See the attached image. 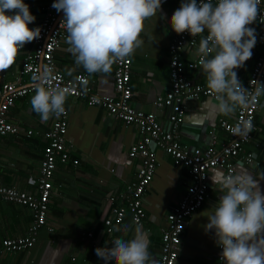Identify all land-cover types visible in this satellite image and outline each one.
Masks as SVG:
<instances>
[{
  "label": "crops",
  "instance_id": "1",
  "mask_svg": "<svg viewBox=\"0 0 264 264\" xmlns=\"http://www.w3.org/2000/svg\"><path fill=\"white\" fill-rule=\"evenodd\" d=\"M24 2L36 17L29 27H38L49 0ZM180 3L181 0H163L160 13L145 21L144 31L140 34L143 46L131 57V102L144 112L153 111L161 124L165 122L167 108L160 110L153 105V101L158 94L169 89V43L173 34L169 20ZM250 27L255 29L256 34L258 26L253 24ZM255 46H259L262 51L260 43L256 42ZM254 48L245 66L235 69L244 79L249 77L257 59ZM25 51L26 48L17 53L9 69L0 71V84L17 81L18 77L20 83H30L28 77L18 74ZM194 52L192 48H185L181 52L182 59L192 60L195 58ZM53 63L66 78H74L78 73L86 74L93 94L114 92V64L110 73L89 75L82 66L75 63L66 40L56 49ZM184 74L192 81L206 85L199 67L184 68ZM32 95L34 91L16 98L8 109L7 119L18 130L0 139V183L35 193L40 160L47 144L42 133L50 128L52 118L47 123L41 122L40 117L31 109ZM66 104L69 153L71 159L78 160V164L57 163L46 226L41 228L32 247L20 251H2L0 264H81L83 261L98 264L103 260L96 255L97 247H111L117 237L131 239L137 229L145 234L149 252L156 260L160 254L161 229L165 224V216L170 206L180 200L191 183L186 167L174 163L161 145L149 143L157 161L153 178L144 192L146 216L138 226L126 216L121 223L114 225L112 233H108L104 224L112 206L108 194L122 192L135 179L140 156L131 157L128 153L141 140L139 128L136 124H125L104 107L87 105L84 99L69 96ZM260 104H264V97H261ZM185 105L181 142L188 147H204L214 133L217 137L216 147L220 149L228 141V135L220 128L219 120L232 121L235 115H220L212 97L187 99ZM244 152L251 153L254 162L247 164L242 155L232 158L234 173L244 170L250 172L257 178L258 186L264 192V107H259L255 115L252 137L245 144ZM223 176L224 170L219 167L207 171L208 196L202 206L187 219L175 264H214V232H206L204 226L208 223L207 216L214 211L212 207L222 195L217 182ZM31 220L32 211L27 206L0 201V242L3 238L26 236Z\"/></svg>",
  "mask_w": 264,
  "mask_h": 264
},
{
  "label": "clouds",
  "instance_id": "2",
  "mask_svg": "<svg viewBox=\"0 0 264 264\" xmlns=\"http://www.w3.org/2000/svg\"><path fill=\"white\" fill-rule=\"evenodd\" d=\"M163 0H54L63 12L66 43L75 63L89 74H107L117 61L142 48L145 21L157 16ZM261 0H181L169 23L176 34L199 36L194 56L213 94L220 115L232 117L253 106L264 107V82L254 80L245 88L235 69L245 66L256 45V20ZM36 17L24 0H0V71L9 69L26 43L40 37V27L30 28ZM53 72L44 67L33 76L30 105L42 123L65 113L71 89L53 86ZM86 85V80L80 81ZM252 83V82H250ZM251 120L241 119L233 135L247 137ZM181 135V134H180ZM181 140V139H180ZM220 195L208 216L205 231H213L222 249L224 264H264V192L257 178L244 170L225 175L218 182ZM105 264H157L145 234L135 230L131 239L117 237L111 247H97Z\"/></svg>",
  "mask_w": 264,
  "mask_h": 264
},
{
  "label": "built area",
  "instance_id": "3",
  "mask_svg": "<svg viewBox=\"0 0 264 264\" xmlns=\"http://www.w3.org/2000/svg\"><path fill=\"white\" fill-rule=\"evenodd\" d=\"M54 0L46 4L38 27L41 29L40 37L31 43H26L19 50L26 51L22 57L19 76L30 79L29 84L17 81L3 82L0 84V139L9 133H15L18 127L7 119L8 109L13 105L16 98L23 97L34 91L35 81L32 79L44 67H50L53 72L51 84L71 89L72 97L86 100L90 106H101L106 108L116 118L125 124H136L139 128L141 140L137 141L129 151V156H140V162L136 167L135 179L129 182L124 190L118 194L109 193L108 199L112 206L110 214L104 219L106 231L112 233L114 225L121 223L129 216L134 225H141L146 216L144 192L150 184L155 168L156 154L148 144L161 145L169 154L174 163L186 167L191 183L185 190L180 200L170 206L165 216V224L161 229V247L159 257L155 260L157 264H175L180 254L182 233L187 224L188 217L199 209L208 196L207 171L210 168H222L225 175L234 173L235 164L232 158L242 155L247 164H252L251 153L244 152L245 144L251 139L252 132L247 137L233 135L231 129L241 119H248L254 125L258 106L238 111L232 121L219 120L220 128L228 135V141L221 148L216 147L217 137L213 133L208 144L204 147H188L180 140L181 125L185 118L187 99H198L201 96L214 98L206 85L189 79L184 74V68H198L197 57L192 60H183L181 52L189 47L195 50L199 44L200 37H192L188 32L176 34L173 31L169 43V89L158 94L153 105L160 109H166L165 122L161 124L153 111L144 112L133 106L131 102L132 90L130 86L131 57L114 63L113 70V94H93L88 86L86 74L78 73L74 78H66L61 71L54 67V53L60 43L66 40L67 32L63 19V12H57L52 7ZM257 20L253 23L258 26L256 40L263 49L256 60L247 79L238 75L245 88L254 87V80L264 82V0L258 6ZM252 24V25H253ZM251 26V25H250ZM86 80L82 86L80 81ZM252 82V83H250ZM260 103V101H259ZM59 118L53 117L50 128L43 131L47 140L42 153L39 166V177L36 181L35 193L19 190L14 186L0 183V201H10L27 206L32 211V220L28 227L26 236L17 238H3L0 242V253L2 251H20L32 247L42 227L47 223V212L49 209V198L51 195L53 174L57 163L78 164L77 159H71L67 138L68 107ZM52 230L51 227H49ZM222 249L216 244L214 264H224L221 259ZM75 260V257H72ZM81 264H87L83 261ZM98 264H105L101 261Z\"/></svg>",
  "mask_w": 264,
  "mask_h": 264
},
{
  "label": "trees",
  "instance_id": "4",
  "mask_svg": "<svg viewBox=\"0 0 264 264\" xmlns=\"http://www.w3.org/2000/svg\"><path fill=\"white\" fill-rule=\"evenodd\" d=\"M254 50H255V52H257V53H256V54H257L256 58L258 59L259 54H260V52H261V49H260L259 46H255ZM256 58H255V59H256ZM257 59H256V60H257Z\"/></svg>",
  "mask_w": 264,
  "mask_h": 264
},
{
  "label": "bare ground",
  "instance_id": "5",
  "mask_svg": "<svg viewBox=\"0 0 264 264\" xmlns=\"http://www.w3.org/2000/svg\"><path fill=\"white\" fill-rule=\"evenodd\" d=\"M259 43V42H258ZM263 46V45H262ZM262 52V51H261ZM256 62V61H255ZM255 64V63H254ZM254 66V65H253ZM251 72V71H250ZM206 97H208V96H206ZM261 99V98H260Z\"/></svg>",
  "mask_w": 264,
  "mask_h": 264
}]
</instances>
